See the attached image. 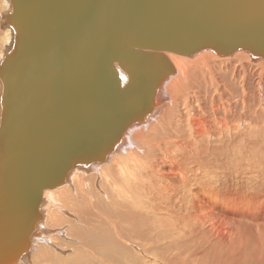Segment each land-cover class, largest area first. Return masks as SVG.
<instances>
[{"label": "bare ground", "instance_id": "1", "mask_svg": "<svg viewBox=\"0 0 264 264\" xmlns=\"http://www.w3.org/2000/svg\"><path fill=\"white\" fill-rule=\"evenodd\" d=\"M7 2L0 64L16 46L6 20L12 0ZM166 56L171 66L155 92L147 83V93L135 91L145 102H118L120 110L106 118L115 130L104 148L108 155L116 142L110 155L77 166L63 185L46 190L34 230L33 215L16 214V230L33 233L15 264H43L45 257L68 261L57 257L64 255L57 236L77 237L66 229L78 225L82 255L74 257L76 264H264V60L242 51ZM256 60L257 84L219 73L227 64L225 69L247 74ZM0 74L1 122L10 104L4 105L2 93L14 74ZM120 77L124 88L128 79ZM4 144L1 137L0 149ZM88 206L96 216L105 206L110 219H84Z\"/></svg>", "mask_w": 264, "mask_h": 264}, {"label": "water", "instance_id": "2", "mask_svg": "<svg viewBox=\"0 0 264 264\" xmlns=\"http://www.w3.org/2000/svg\"><path fill=\"white\" fill-rule=\"evenodd\" d=\"M8 15L18 47L0 64L14 74L1 97L0 264H15L33 233L16 230V214L33 215L34 230L46 190L110 155L106 118L118 102H145L135 91L147 83L155 92L166 54L264 58V0H12Z\"/></svg>", "mask_w": 264, "mask_h": 264}, {"label": "rangeland", "instance_id": "3", "mask_svg": "<svg viewBox=\"0 0 264 264\" xmlns=\"http://www.w3.org/2000/svg\"><path fill=\"white\" fill-rule=\"evenodd\" d=\"M2 1L0 0V39L2 36L1 34H4V31H6L3 28V26H4L3 16H4V13H6V11H7V5H8V2L6 4V0H2ZM5 9H6V11H5ZM8 47H9V44H8ZM4 53H5V50L2 51V49L0 47V57L3 56ZM260 60H264V58H261ZM260 60H256L255 62L253 61L254 65L253 64L252 65L254 67L255 66L256 67L255 68H249L248 67V69H247L248 73L247 74L241 73V69H239L238 67H235L234 70L225 69V66L227 64H224L225 66L224 65L221 66L219 73H221L224 77H226L229 80L234 81V82H238L240 79L244 78V76H247L248 77V81H247L248 84H250V85L257 84L258 81L260 82L262 80V79H258V77H259L258 73L259 72H258V67H257L258 65L257 64ZM221 69H222V71H221ZM221 74H219L220 77H221ZM263 82H264V80H263ZM261 85H263V84H261ZM87 209H88V215L84 219L93 220V221H97L96 219H98V220H101L102 222H107L108 219H110L108 216V210L106 209L105 206L104 207L101 206L100 209H101L102 215H100V216L94 215V213L91 212L90 206H88ZM94 212H96V210ZM72 218H74V217H72ZM69 222L72 223L71 220ZM75 224H77V223H75ZM68 228L66 229L68 231V233L71 235L76 234L77 237L72 238V236H70V235L57 236L58 241H57L56 245H57L58 252H62L64 254V255L58 254L57 257H59L61 259H63L64 257H67V258H69V260L68 261H64V260H62V261L55 260L54 261V259H52V258H46L45 257L47 262H44L43 264H76L73 261L74 257H76V256L79 257V255H82V253H81L82 250L76 246L78 244L77 238H78L79 234H81L80 233L81 229L79 228V225L74 230H71V232H70V230H68ZM128 229H130V228H128ZM131 232H132V228H131ZM131 232L129 234H131ZM70 246H71V248H70ZM71 249L75 250L76 253L73 254ZM110 252H115V251L112 250ZM138 253H140V252H138ZM109 256L113 257L110 254H109ZM54 262H57V263H54ZM111 264H113V262ZM120 264H123V263H120Z\"/></svg>", "mask_w": 264, "mask_h": 264}]
</instances>
